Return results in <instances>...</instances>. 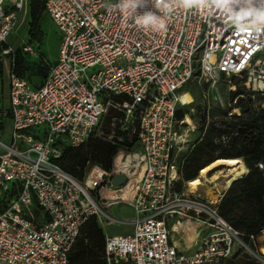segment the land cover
<instances>
[{
    "label": "built area",
    "instance_id": "obj_1",
    "mask_svg": "<svg viewBox=\"0 0 264 264\" xmlns=\"http://www.w3.org/2000/svg\"><path fill=\"white\" fill-rule=\"evenodd\" d=\"M42 1L61 42L39 85L14 59L9 71L8 107L0 111V264H70L91 216L105 233L106 264H226L243 254L264 264V224L249 232L233 226L219 212L225 190L215 203L189 193L181 164L211 122L224 128L214 136L219 147L250 133L247 115L264 110V31H237L207 7L174 6L157 31L115 7L119 0ZM29 5L0 0V47L7 45L0 57L14 51L8 38ZM24 50L34 54L33 43ZM193 79L201 85L199 116L178 118ZM109 111L110 131L98 130ZM257 130L264 148V125ZM96 131L116 150L108 167L93 164L81 179L62 166L65 151ZM257 166L264 169V158ZM135 180L132 200L106 197ZM120 202L132 205L131 218L111 210ZM111 225L134 230L109 233ZM174 229L186 242L188 234L200 238L197 248L184 250Z\"/></svg>",
    "mask_w": 264,
    "mask_h": 264
},
{
    "label": "trees",
    "instance_id": "obj_2",
    "mask_svg": "<svg viewBox=\"0 0 264 264\" xmlns=\"http://www.w3.org/2000/svg\"><path fill=\"white\" fill-rule=\"evenodd\" d=\"M38 5L45 10L42 0H30L29 10ZM47 13V12H46ZM32 19L36 18V12L33 10ZM30 43H33L30 42ZM7 45L0 47V52ZM18 50H14L10 55V65L15 64L16 71L27 78L32 84L39 85L44 80L49 68H45V59L40 58L39 67L44 77L39 84L29 78L26 71L25 61H21L17 54ZM25 53H28L24 50ZM37 72V71H36ZM187 83L184 92H191L196 95L200 91V86ZM0 111L2 108L0 107ZM186 112L178 109V118H183ZM113 111H109L102 124L105 132L110 131V117ZM6 120L0 115V130L4 127ZM250 127V133L242 134L236 137L231 143L230 148H220L214 141V136L220 134L224 128L216 127L214 122L210 126L204 138L198 141L192 149H190L181 159L182 176L185 181H190L199 175V171L220 157H240L244 160L245 165L249 169L248 173L243 177L232 180L228 190L223 196L219 204L220 214L233 226L245 230L253 231L264 224V169H260L257 163L264 158V148L262 146V137L257 130L258 126L264 125V110L261 112H249L247 122ZM92 140V139H91ZM90 140V141H91ZM75 149H67L65 157ZM116 147L114 146L113 154ZM112 154V156H113ZM64 157V159H65ZM112 158V157H111ZM111 162V161H110ZM110 165V164H109ZM106 165L105 167H108ZM105 233L96 217L91 216L81 228L70 253V264H106L104 257ZM226 264H258L247 254L230 259Z\"/></svg>",
    "mask_w": 264,
    "mask_h": 264
},
{
    "label": "rangeland",
    "instance_id": "obj_3",
    "mask_svg": "<svg viewBox=\"0 0 264 264\" xmlns=\"http://www.w3.org/2000/svg\"><path fill=\"white\" fill-rule=\"evenodd\" d=\"M33 10L36 12L35 19H32L31 17ZM32 41L34 46V54L25 53L24 46ZM60 42L61 35L58 28L51 20L50 16L44 11V9L38 5H35L32 10H27V12L18 20L13 33L8 38L9 45L14 50H18L17 54L20 57V60L25 61L26 63V75L31 78V80H34L36 84H39L44 77L43 73L39 69V67H43L42 64L39 63V59H45V68H49V65L56 62L58 58ZM10 69V55L0 57V107L2 110L8 107V76ZM233 81H237V79L234 78ZM195 82H197V84L200 86V91L197 92L196 95L189 92L192 96V102L181 107V109L190 115L192 120L197 119L199 116L200 106L202 105L201 85L199 84L198 80H191L189 85H194ZM202 85L204 86V83H202ZM8 128L9 131L7 132V137L8 133L11 132V127ZM101 129L102 127L98 128V130ZM199 129L200 127L198 126L193 136L199 134ZM113 151L114 145L106 141V139L101 137L98 134V131H96V136H94L89 143L84 144L68 153L62 163V166L67 171L82 179L84 178V175L88 171L89 167H91L93 164L102 166L109 165ZM225 168V166L220 167L213 173L221 174V176L218 177L219 179L215 180V182H205L202 177H200L202 183L197 189V193L204 195V188L206 187H212L213 190L218 193L222 192L224 189L223 186L226 185V181L230 177V171L228 172V169ZM206 176L211 179V176L208 175V172ZM111 210L118 212L122 219L131 218L134 211L132 205L126 202H120L112 205ZM169 224L172 226L173 222L170 221ZM133 230V226L125 225H111L108 227L109 233L133 232ZM173 234L177 240L183 241V235L178 230L174 229ZM199 240L200 238L189 235L187 243L189 246H191V244H196ZM194 246L191 247V250H195L197 248V245L195 247Z\"/></svg>",
    "mask_w": 264,
    "mask_h": 264
},
{
    "label": "clouds",
    "instance_id": "obj_4",
    "mask_svg": "<svg viewBox=\"0 0 264 264\" xmlns=\"http://www.w3.org/2000/svg\"><path fill=\"white\" fill-rule=\"evenodd\" d=\"M174 6L214 8L229 18L237 31H264V0H119L115 5L132 15L140 27L157 31L166 29L163 16Z\"/></svg>",
    "mask_w": 264,
    "mask_h": 264
},
{
    "label": "bare ground",
    "instance_id": "obj_5",
    "mask_svg": "<svg viewBox=\"0 0 264 264\" xmlns=\"http://www.w3.org/2000/svg\"><path fill=\"white\" fill-rule=\"evenodd\" d=\"M182 100H183L184 104L191 103L192 102L191 94L189 92H185L183 97H182ZM223 166H225L228 169V172L230 171V177L226 181V187H227L228 184L231 183L232 179H234L236 177H239L241 174H243V173H245L247 171V168H246L242 158H240V157H220V158H216L214 161H212L211 163H209L208 165H206L205 167H203L199 171L198 177L190 180L191 181L190 182L191 189L188 192L189 193H196L197 189L201 185L200 177L206 176L208 171H214V170L216 171L220 167H223ZM217 174L218 173H215L213 177H217ZM225 174H226V172H225ZM138 187H139V183H138L137 180H135V181H133L131 187H129V188L123 190V191L117 192V193H113L111 191H107L105 193V195H106V197H109V198L112 195H115L116 197H118V199L120 201L132 200L133 196H134V193L136 192ZM202 188H204V187H202ZM224 188H225V186H224ZM204 192H203L204 195H202V196L205 199H207L208 201H211L212 203L217 202L219 197H220V193L214 191L212 187L204 188Z\"/></svg>",
    "mask_w": 264,
    "mask_h": 264
},
{
    "label": "crops",
    "instance_id": "obj_6",
    "mask_svg": "<svg viewBox=\"0 0 264 264\" xmlns=\"http://www.w3.org/2000/svg\"><path fill=\"white\" fill-rule=\"evenodd\" d=\"M245 164V163H244ZM246 166V165H245ZM246 168H247V166H246ZM209 175V174H208ZM212 175V174H211ZM211 175H209V176H211ZM221 176V174H217V177H213V176H211V180L212 181H214L215 182V180H218L219 178V176ZM223 175V174H222ZM228 175H229V173H228ZM228 175H226V176H228ZM236 178H238V177H236ZM235 179V178H234ZM234 179H232V180H234ZM232 180H231V182H232ZM231 184V183H230ZM230 184H228L227 185V187H226V185H225V188H224V186H223V190H225V192L228 190V188H229V186H230ZM189 235H191V234H188L187 236H186V240H188V238H189ZM192 236V235H191ZM179 241V240H178ZM179 243H180V245H181V247L184 249V250H190L191 249V247H192V245L194 246H196L197 245V243H199V241L196 243V244H191V242H190V244H191V246H189V244L186 242V241H184V239H183V241H179ZM194 246V247H195Z\"/></svg>",
    "mask_w": 264,
    "mask_h": 264
},
{
    "label": "water",
    "instance_id": "obj_7",
    "mask_svg": "<svg viewBox=\"0 0 264 264\" xmlns=\"http://www.w3.org/2000/svg\"><path fill=\"white\" fill-rule=\"evenodd\" d=\"M215 172L214 171H208V174L211 175ZM124 176L123 175H116L115 178H114V183L116 184H121L123 181H124ZM263 253H264V248H263Z\"/></svg>",
    "mask_w": 264,
    "mask_h": 264
}]
</instances>
